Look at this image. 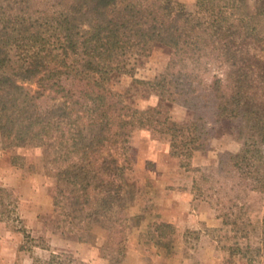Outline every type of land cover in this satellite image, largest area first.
Returning a JSON list of instances; mask_svg holds the SVG:
<instances>
[{"label":"trees","instance_id":"16d2710c","mask_svg":"<svg viewBox=\"0 0 264 264\" xmlns=\"http://www.w3.org/2000/svg\"><path fill=\"white\" fill-rule=\"evenodd\" d=\"M151 45L166 49L169 62L160 81H133L159 98L139 110L108 81ZM168 102L188 108L196 122L229 125L241 143L211 179L229 184L231 207L264 192V7L251 13L243 0H197L189 12L178 0H0L2 148L43 149L45 168L56 172L55 211L72 230L90 235L98 223L124 232L133 202L130 138L139 123L169 134L172 156L192 157L190 136L206 128L172 121ZM79 130L100 137L80 140ZM18 205L14 191L0 186V219L28 243ZM46 249L48 257L33 264H85Z\"/></svg>","mask_w":264,"mask_h":264},{"label":"rangeland","instance_id":"374dc122","mask_svg":"<svg viewBox=\"0 0 264 264\" xmlns=\"http://www.w3.org/2000/svg\"><path fill=\"white\" fill-rule=\"evenodd\" d=\"M196 1L183 4L194 12ZM72 2L65 0L67 5ZM243 2L251 13L264 7V0ZM149 48V54L133 60L129 72H114L108 81L111 90L139 110L157 107L159 98L145 86H133V81H160L169 62L166 49ZM164 111L172 121L206 129L190 136L196 149L189 160L181 161L171 154L169 134L152 129L148 121L137 125L129 151L133 202L124 212L131 218L123 223V233L117 231L119 226L110 232L98 223L90 235L69 228L54 208L56 172L45 168L43 149H3L0 139V184L12 185L8 187L19 199L18 213L32 238L27 243L23 234L0 219V264H33L34 258L48 257L47 247L71 252L85 264H92L91 258L123 264L130 249V264H264V192H251L231 207L225 191L229 184L223 187L211 180L218 177L220 159L238 153L241 143L229 125H214L209 119L196 122L181 104L165 103ZM79 131L80 140L100 137L97 130ZM183 162L189 168L182 167ZM83 234L85 242L80 241Z\"/></svg>","mask_w":264,"mask_h":264},{"label":"crops","instance_id":"0c3cea01","mask_svg":"<svg viewBox=\"0 0 264 264\" xmlns=\"http://www.w3.org/2000/svg\"><path fill=\"white\" fill-rule=\"evenodd\" d=\"M182 3H189V4H193L194 3V1L195 0H180ZM0 149H2L1 147H0ZM2 151H3V149H2ZM0 186H3V187H7V188H9L8 186H12L11 184H7V183H2V184H0ZM133 258H134V254H133V251L130 249L128 252H127V256H126V258H125V260H124V262H123V264H130V261L131 260H133ZM92 260V262H90V263H92V264H104L103 263V261L104 260H100L99 261V258H97V259H93V258H91Z\"/></svg>","mask_w":264,"mask_h":264}]
</instances>
